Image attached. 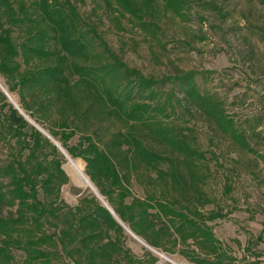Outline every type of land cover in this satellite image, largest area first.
Instances as JSON below:
<instances>
[{
    "label": "trees",
    "instance_id": "obj_1",
    "mask_svg": "<svg viewBox=\"0 0 264 264\" xmlns=\"http://www.w3.org/2000/svg\"><path fill=\"white\" fill-rule=\"evenodd\" d=\"M104 1L157 35L152 19L160 0ZM195 1L203 4L163 0V7L187 18ZM198 73L172 77L180 96L175 87L163 88L169 77L145 76L125 63L75 0H0V74L9 91L73 158L86 162V173L127 227L96 193L76 205L65 202L64 153L0 91V143L10 148L0 165V264H12L18 253L21 264H155L151 250L137 256L126 246L127 231L194 264H250L252 255L261 256L253 245L262 235L249 240L241 258L217 237L213 223L231 210L203 187L207 151L193 127L168 119L182 106L179 114L204 117L258 157L253 140L264 142V116L236 119L220 96L201 88ZM134 182L144 197L134 193ZM231 191L227 183L226 195ZM209 204L214 208L205 210Z\"/></svg>",
    "mask_w": 264,
    "mask_h": 264
},
{
    "label": "rangeland",
    "instance_id": "obj_2",
    "mask_svg": "<svg viewBox=\"0 0 264 264\" xmlns=\"http://www.w3.org/2000/svg\"><path fill=\"white\" fill-rule=\"evenodd\" d=\"M202 1L203 4L191 2L189 17L186 18L164 8L163 0H160L161 7L152 19L160 27L156 29L157 35L149 29L139 28L135 23L137 19L120 17L107 7L104 0H75V3L84 19L97 26L110 49L130 67L138 68L145 76L169 77L163 87L165 90L171 91L175 87L183 96L172 77L194 69L199 72L197 81L201 88L220 96L228 112L236 119L264 116V3L260 0ZM205 2L216 5L219 10ZM202 72L213 73L207 76ZM0 91L9 102L13 100L21 108L18 94L9 91L1 74ZM181 107L177 106V113L168 119L169 123L193 127L199 146L207 151L209 165L205 172L208 177L203 187L224 210H231L226 219H217L213 223L214 232L241 258L250 239L256 243L258 236L264 238V142L253 140L258 150V157H255L241 151L227 134L216 130L204 117H191L186 112L179 114ZM19 112L50 133L47 126L36 122L22 108ZM159 117L165 118L162 114ZM30 124L35 126L32 122ZM261 129L264 131V122ZM78 140L77 135L71 144ZM56 141L59 142L57 138ZM9 152L10 148L0 143V165ZM64 156L63 168L69 180L62 186V198L69 205H76L83 195L91 196L95 192L73 179L67 168L68 157ZM75 159L82 163L86 173V162L79 157ZM227 183L232 185L229 196L225 193ZM132 189L137 195L145 196L137 183L134 182ZM212 208L214 204H209L205 210ZM127 234L126 246L137 256L151 250L158 256L155 264H194L178 252L150 248L131 231ZM253 249L263 254L252 255L250 264H264V241L253 245ZM12 264H21L20 253Z\"/></svg>",
    "mask_w": 264,
    "mask_h": 264
},
{
    "label": "bare ground",
    "instance_id": "obj_3",
    "mask_svg": "<svg viewBox=\"0 0 264 264\" xmlns=\"http://www.w3.org/2000/svg\"><path fill=\"white\" fill-rule=\"evenodd\" d=\"M66 156L68 157V165H67V168L70 171L73 179L75 181H77L80 185L89 186L94 191H97L96 188H95V186H94V184L90 180V178L86 175L82 163L79 160L73 158L69 153L68 154L66 153ZM139 240H140L141 243H143V244L146 245V242H144L140 238H139Z\"/></svg>",
    "mask_w": 264,
    "mask_h": 264
},
{
    "label": "water",
    "instance_id": "obj_4",
    "mask_svg": "<svg viewBox=\"0 0 264 264\" xmlns=\"http://www.w3.org/2000/svg\"><path fill=\"white\" fill-rule=\"evenodd\" d=\"M7 93V92H6ZM8 94V93H7ZM12 103L14 104V106L18 109H20V107L12 100ZM21 110V109H20ZM23 112V111H22ZM25 114V113H24ZM26 118L28 119V121L32 122L41 132H43L44 134H46L59 148L60 150L64 153V155H66V149L58 142L56 141V139H54V137L47 133L43 128H41L39 125H37L35 122H33L31 119H29V117H27V115H25ZM68 152V151H67ZM97 191H94L96 193V195L103 201V204L113 213V215L115 216V218L123 225L126 227V225L121 221V219L114 213L113 209L109 206V204L107 203V201L103 198V196L101 195V193L99 192L98 188L96 187V185H94ZM127 228V227H126ZM134 235V237H138L141 240H143L144 242L145 239H143L140 236L135 235L134 233H132ZM146 245L149 246L150 248H152L147 242Z\"/></svg>",
    "mask_w": 264,
    "mask_h": 264
}]
</instances>
